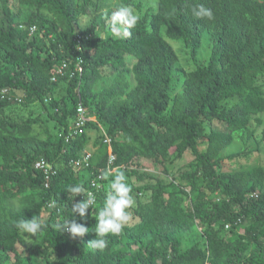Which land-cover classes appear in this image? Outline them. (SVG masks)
Instances as JSON below:
<instances>
[{
    "label": "trees",
    "instance_id": "16d2710c",
    "mask_svg": "<svg viewBox=\"0 0 264 264\" xmlns=\"http://www.w3.org/2000/svg\"><path fill=\"white\" fill-rule=\"evenodd\" d=\"M197 3L211 18L193 17ZM79 34H91L81 47ZM170 40L184 44L192 70L180 73ZM79 60L83 74L71 77ZM80 104L92 120L67 141ZM88 153L89 166L74 163ZM111 153L135 205L101 250L89 244ZM257 155L264 0H0V264H264ZM41 159L57 170L48 187ZM73 185L96 196L87 217H74L88 229L76 239L60 227L74 216ZM34 216L43 235L17 230Z\"/></svg>",
    "mask_w": 264,
    "mask_h": 264
},
{
    "label": "clouds",
    "instance_id": "9594fccd",
    "mask_svg": "<svg viewBox=\"0 0 264 264\" xmlns=\"http://www.w3.org/2000/svg\"><path fill=\"white\" fill-rule=\"evenodd\" d=\"M191 13L195 18H211V11L206 8L202 3H197L191 8ZM117 15L124 17L130 15L127 8L119 9ZM111 176L109 181V191L106 193V199L104 200L102 209L98 212V215L94 218L97 223L95 225L96 238L90 242V246L96 249H105L108 246L109 236L119 235L127 223L129 222L132 209L135 205V200L132 195L133 189L128 183L124 171L120 169L110 170L106 174V178ZM84 188L80 185L69 186L67 193L69 197H75L72 203V211L74 216L66 219L60 226L62 232L70 233L73 239L83 237L88 229L78 223L74 217L78 214L81 218H85L88 215V210L93 208L95 204V195L91 191L87 192L84 196ZM83 195L85 199L80 202H76V198ZM46 225L34 216L31 219L19 220L16 224L17 230L25 233H31L33 235H43Z\"/></svg>",
    "mask_w": 264,
    "mask_h": 264
},
{
    "label": "built area",
    "instance_id": "2783aa9c",
    "mask_svg": "<svg viewBox=\"0 0 264 264\" xmlns=\"http://www.w3.org/2000/svg\"><path fill=\"white\" fill-rule=\"evenodd\" d=\"M36 31V27H32L31 28V33L34 34ZM91 38V34H79L77 35L76 37V42L77 44L81 47V44L83 43V41L85 40H89ZM79 47V48H80ZM82 64L83 62L81 60H79L77 62V65L75 66V69L74 71H72V74H71V77L79 74L80 76H82L83 74V67H82ZM68 68V63L67 62H63L61 64V66H59L56 70H55V75L52 77V81L53 82H56L57 81V78H58V75H64L65 71L67 70ZM77 113H78V120L75 124V127L71 128L72 130V133L70 135L67 136V141L68 139L70 138V136L72 135H79V134H83L84 132V128H85V125L87 124L88 121L92 120V118H89L86 116V112H85V108L82 104L79 105L78 109H77ZM105 142L106 143H111V140L109 139V137H105ZM91 159V154L88 153L84 156V159L83 160H77L75 161L74 163L77 165V166H82L83 163H84V166H89V160ZM115 156L113 155V153H111L110 155V159H109V164H108V171L110 170H115L113 169V164L115 162ZM35 169L41 171L44 176H45V179H46V187L49 186V180L51 179L52 176L56 175L57 173V170L53 167V165L51 163H49L48 161H46L45 159H41L39 161H37L35 163ZM102 179V175H99L97 178L93 179L91 181V185L93 188L95 189H100L101 188V185H100V180ZM91 191L92 193H94V191L92 190H88L86 192H84V196L87 195V192ZM95 195V193H94ZM82 196V200L85 199V197ZM96 198V196H95ZM96 202V200H95ZM49 208H54V203H50L49 204ZM59 211V210H58Z\"/></svg>",
    "mask_w": 264,
    "mask_h": 264
},
{
    "label": "rangeland",
    "instance_id": "374dc122",
    "mask_svg": "<svg viewBox=\"0 0 264 264\" xmlns=\"http://www.w3.org/2000/svg\"><path fill=\"white\" fill-rule=\"evenodd\" d=\"M108 4H111V5L115 4V1L114 2L110 1V2H108ZM90 20H91V18H87V19L82 20V22H81L82 26L84 28H86L87 25L90 23ZM169 42L172 44L174 49L179 54L180 62H179V65H178V69L181 70L180 73L182 72V70L183 71L192 70L194 68V65L191 62L189 56L187 55V50L185 49L184 44L181 41H178V40H170ZM202 60H203V57H202ZM257 157H260L261 158V163L264 164V156H259V155H257L256 157L252 158L250 160V162H255ZM191 159H192V155L188 154L187 156H185V158L180 163H178V166L181 167V166L185 165ZM245 162H246V160L241 159V163H245Z\"/></svg>",
    "mask_w": 264,
    "mask_h": 264
}]
</instances>
